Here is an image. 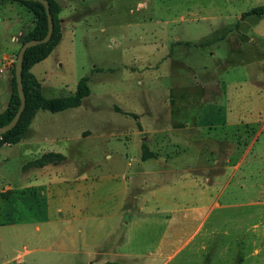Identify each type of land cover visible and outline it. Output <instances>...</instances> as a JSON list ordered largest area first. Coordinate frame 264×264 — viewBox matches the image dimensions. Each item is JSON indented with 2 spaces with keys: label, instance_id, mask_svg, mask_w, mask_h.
<instances>
[{
  "label": "rangeland",
  "instance_id": "374dc122",
  "mask_svg": "<svg viewBox=\"0 0 264 264\" xmlns=\"http://www.w3.org/2000/svg\"><path fill=\"white\" fill-rule=\"evenodd\" d=\"M54 1L60 9L61 40L30 71L40 81L45 97L74 94L81 77L88 78L90 93L78 108L58 113L39 111L34 124L44 114L53 117L55 132L63 137L54 143L53 149L68 156L69 164L87 165L88 170L94 167L96 171L99 167L110 171L122 166L114 158H105L106 152L120 154L124 150L115 140L116 136L134 131L140 117L146 124L147 116L154 111L162 121L168 119L171 124L173 88L202 86L205 89L202 98L196 93L177 102L176 119L185 125L178 129L170 125L173 132L235 138L243 135L252 139L264 125L262 110L257 111V123L222 128L216 133L207 128L199 131L192 119L195 114L197 120L200 115L204 119L206 115L201 110L205 104L224 99L227 81H233L228 90L235 104L264 106V93L258 94L250 80L258 77L259 92H264V62L258 61L264 58V52L252 47L249 37L240 31L245 17L258 29L264 28V15L247 13L256 5L255 0ZM0 17L7 22L0 25V35H3L0 41L7 37L11 44L7 62L0 63L2 112L11 94L12 70L22 45L20 36L33 29L36 18L23 4L11 0L0 3ZM210 26L217 27L212 38L206 37ZM253 54L256 60L251 61ZM230 69L224 81L221 75ZM236 85L240 87L235 88ZM202 101L205 103L199 107ZM85 129L89 130L88 136L81 134ZM45 133L52 136L51 132ZM24 149L18 142L0 146V207L22 184L20 164L28 156ZM113 203V198H107L105 214ZM14 209L9 208L8 219L17 217L12 215ZM233 210L236 212L230 209L231 213ZM47 211L43 206H35L25 216L22 213L25 218L17 223L7 219L6 224L0 225V264H98L97 260L87 261L86 249L70 254L60 247L66 241L64 214L58 222L40 224L41 234H34L37 233L34 223ZM245 213L249 214L248 222L219 223L216 234L197 237L170 264H264V206L251 207ZM106 217L98 222L101 229L109 226ZM78 225L82 228L83 223ZM123 227L122 222H116L112 235L101 248L109 250L118 241ZM111 261L124 264L118 258Z\"/></svg>",
  "mask_w": 264,
  "mask_h": 264
},
{
  "label": "crops",
  "instance_id": "0c3cea01",
  "mask_svg": "<svg viewBox=\"0 0 264 264\" xmlns=\"http://www.w3.org/2000/svg\"><path fill=\"white\" fill-rule=\"evenodd\" d=\"M254 2L256 5L252 7L264 5V0ZM3 21L0 17L1 26L7 23ZM241 22L240 31L249 37L248 42L264 52V28L258 29L247 17ZM215 30L217 27L210 26L206 37L212 38ZM10 45L7 37L0 41V63L7 62ZM251 56V61L256 60L254 54ZM258 61L264 62V58ZM231 71H223V80ZM250 80L256 92L263 94L256 84L259 78ZM230 82L233 81L225 83L223 100L206 103L202 108V115L206 117L199 116L195 125L199 131L207 128L216 133L222 128L228 130L235 125L259 121L257 111L264 112V106L235 104L228 90ZM41 92L44 95L42 89ZM39 111L44 110H37L18 142L28 156L20 164L22 184L0 207L1 226L8 221L17 223L25 218L22 213L40 205L48 211L42 218L39 214L41 219L33 225L37 232L34 234H41L40 224L58 222L59 216L64 214L66 241L60 243V247L70 254L86 249L89 263L97 260L98 264H103L118 258L124 264H170L197 237L216 234L219 223L248 222L249 214L245 210L264 206V135H261L264 125L252 139L241 134L236 138L233 135H181L171 131L170 121H162L154 111L147 116L146 124L140 117L134 131L116 136L115 140L124 149L120 154L105 153V158H114L122 166L110 171L99 167L96 171L94 167L88 170L87 165L69 164L68 156L53 149L54 143L63 137L55 132L52 116L44 114L34 124ZM45 132H51L52 136ZM88 132L85 129L81 134L88 136ZM143 145L151 154L146 159H142ZM47 154L59 155L60 159L39 164L38 159ZM107 198H113L114 206L105 214ZM10 207L15 208L12 215L17 214L16 218L8 219ZM230 209L236 212L231 213ZM125 214L128 216L123 218ZM105 217L110 223L101 229L98 222ZM119 221L124 227L118 241L109 250L102 249ZM79 223H83L82 228Z\"/></svg>",
  "mask_w": 264,
  "mask_h": 264
},
{
  "label": "trees",
  "instance_id": "16d2710c",
  "mask_svg": "<svg viewBox=\"0 0 264 264\" xmlns=\"http://www.w3.org/2000/svg\"><path fill=\"white\" fill-rule=\"evenodd\" d=\"M6 0H0V3ZM18 1L23 4L29 11H31L36 22L31 31L20 36L21 43L30 39H39L44 37L47 32V16L44 6L39 1L33 0H11ZM50 5V12L53 18L54 28L51 38L46 43L30 46L26 49L22 62V85L26 98L25 107L19 117L17 123L10 129L0 135V146L4 144H13L19 142L24 136L28 126L30 125L35 113L39 109L49 110L52 112L61 111L68 108H74L81 105L84 97L89 95L90 89L87 85V77H81L76 85L74 94L61 97H45L41 92V83L34 73L30 71V68L36 63L44 60L49 56L54 46H56L61 40V31L59 28L58 12L60 11L58 4L54 0H48ZM248 14L264 15V5L252 7ZM244 15V14H242ZM204 87L199 86H185L173 88L171 90V126L176 129L182 128L184 123L178 121L176 116L178 115L177 102L181 99H188L191 94H198L199 98L204 96ZM193 96V95H192ZM206 101V100H205ZM202 101L199 103V107L205 103ZM20 105V98L18 96L16 81L14 76V68L11 76V94L5 109L0 112V126L7 124L15 115ZM197 115H193V123L196 124ZM185 125V124H184ZM151 154L148 148L143 145L142 147V159H146ZM54 159H60L59 155L47 154L38 159L39 164L46 163L47 161H53ZM103 264H121L116 261H106Z\"/></svg>",
  "mask_w": 264,
  "mask_h": 264
},
{
  "label": "water",
  "instance_id": "95a60500",
  "mask_svg": "<svg viewBox=\"0 0 264 264\" xmlns=\"http://www.w3.org/2000/svg\"><path fill=\"white\" fill-rule=\"evenodd\" d=\"M33 1H39L43 4L46 16H47V32L44 35V37L39 38V39H30L22 43L18 54L17 58L15 60V65H14V76H15V81H16V88L18 92V96L20 98V105L13 116V118L5 125L0 126V135L6 132L7 130H10L19 120V117L25 107L26 103V98L25 94L23 91V85H22V62H23V57L26 49L30 46L41 44V43H46L48 40L51 38L53 28H54V23H53V18L50 12V5L48 0H33Z\"/></svg>",
  "mask_w": 264,
  "mask_h": 264
}]
</instances>
